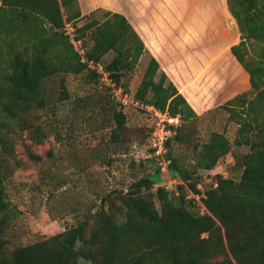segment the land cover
<instances>
[{"label": "trees", "instance_id": "trees-1", "mask_svg": "<svg viewBox=\"0 0 264 264\" xmlns=\"http://www.w3.org/2000/svg\"><path fill=\"white\" fill-rule=\"evenodd\" d=\"M227 1L241 31V40L231 46V52L251 82L248 91L221 105L229 112V120L238 124L234 141L225 132H212L208 140L195 143L189 166L170 149L167 171L158 166L154 173L134 181L127 192L114 189L99 195L98 208L74 225L15 248L9 247L6 238L14 216L6 185L13 172L9 159L16 160L17 134L30 130L35 142L45 140L44 128L33 124L30 116L52 106L53 77L63 75L57 98L65 100L70 96L66 75H80L86 83L97 84L101 73L95 66L102 64L120 85L124 75L150 54L135 100L180 116L182 125L168 145L191 143L193 129L186 124L200 116L125 14L102 8L83 14L79 0L0 1V264H80L81 260L90 264H264V47L259 59L248 58L251 41L264 44V0ZM67 24L73 26V36ZM235 37L236 28L229 29L227 22L206 37L227 64L224 70L222 65L213 67L216 60L210 64L208 74L218 82L235 69L226 53ZM109 54L113 56L107 60ZM231 85L226 80L219 95ZM110 105L117 127L108 142L117 151L127 115L116 101ZM234 145L247 147L235 155L239 178L217 174L202 193V171L213 170ZM30 156L41 159L32 152ZM106 163L111 166L112 159ZM164 172L182 180L178 195L164 186L153 191L159 183L153 176L164 177ZM188 192L202 194L206 212L196 210V199L187 198Z\"/></svg>", "mask_w": 264, "mask_h": 264}, {"label": "rangeland", "instance_id": "rangeland-1", "mask_svg": "<svg viewBox=\"0 0 264 264\" xmlns=\"http://www.w3.org/2000/svg\"><path fill=\"white\" fill-rule=\"evenodd\" d=\"M90 1L79 0L83 14L97 8L125 14L166 73L163 59L168 58L173 69L167 75L188 97L187 100L200 117L186 124L187 129H193L191 143L179 145L173 142L169 146L173 135L166 144V152L158 157L153 149L156 141L153 133L165 123L166 115L151 105L135 100V92L150 54L141 58L134 71L124 75L120 85L106 72H100V82L97 84L86 83L80 75H66L70 96L65 100L57 98L63 75L53 77L50 81L54 92L52 106L37 110L30 116L33 124L44 128L45 140L35 142L30 130L17 134L16 160L9 159L13 172L7 178L6 185L14 206V216L6 234L10 248L64 231L67 226L84 218L90 210L95 211L100 205L99 197L107 191H129V186L144 173H154L160 162L168 158L170 149L184 158L189 166L193 154L191 149L196 142L208 140L214 131L225 132L233 142L238 129V124L229 120V112L221 105L242 92L218 96L225 81H230V78H221L223 82L211 78L212 75L205 69L211 57L210 48L200 50L191 45L193 42H204L206 37L223 28L226 22L229 29L235 25V41L236 44L240 42L241 31L230 13L227 0H98L93 4ZM85 21L83 19L80 24ZM66 30L73 36L72 25L67 24ZM75 46L83 53L78 42ZM248 47V58L259 59L264 44L253 40ZM159 51L164 56H159ZM112 56L109 54L106 59ZM179 57H186V62H177ZM224 69V66L221 67V70ZM113 100L119 104L118 109H123L127 115L117 151V147L108 142L117 127L110 105ZM172 123L181 126L182 120L178 117ZM57 133L61 134L59 139ZM245 151L246 146L234 145L213 170L202 171L199 184L202 193L216 181L217 174L239 178L241 170L235 167V155ZM31 152L41 159L37 161L32 158ZM108 159H112L111 166L106 163ZM153 177L159 182L154 185L153 191L164 186L176 195L181 192L178 185L182 180L172 177L170 172H164V177L161 174ZM201 196L188 192L187 198H195L196 210L204 213L206 208L200 200ZM155 202L158 204L157 198ZM229 256L232 257L231 254ZM80 264L90 263L81 260Z\"/></svg>", "mask_w": 264, "mask_h": 264}, {"label": "crops", "instance_id": "crops-1", "mask_svg": "<svg viewBox=\"0 0 264 264\" xmlns=\"http://www.w3.org/2000/svg\"><path fill=\"white\" fill-rule=\"evenodd\" d=\"M231 13V12H230ZM232 14V13H231ZM230 21V19H229ZM235 27V25H234ZM236 28V27H235ZM237 38V29H236V37L235 39ZM234 39V41H235ZM204 42H200L199 44H197V42H193V41H190V42H193L191 43V45L193 46H196L197 49H200V50H204L206 49L207 47L210 48V61L208 62L207 66H205L204 68L206 70H210V64H212L213 60H216L215 64L213 65V67L218 64V65H222L224 66V64L226 63L225 61H221V55L222 53H220L217 49H216V44H211L209 41L207 40H203ZM230 42L232 44H236V41L234 42ZM188 42V41H187ZM206 47V48H205ZM228 49L226 50V53L229 54L230 58H231V63L234 65L235 69L233 68V70L231 69L229 72H230V75H229V78H230V81L229 83H232V85L227 89V93H223V94H220L219 96H230L234 93H237V92H243V91H248L250 88H251V82H250V74L248 73V71L240 64V62L235 58V56L232 54L231 52V47L230 45H228L227 47ZM217 50V51H216ZM219 52V53H218ZM159 56H164L163 55V52H160L159 51ZM181 57L178 58L177 62H186V57H184L183 59H180ZM163 64H164V69L167 71V73L169 74V72L173 69L172 66L170 65V62H168V58L167 59H163ZM188 64V63H187ZM191 64V63H190ZM227 65V64H225ZM191 66V65H190ZM194 64L190 67L193 68ZM221 66V67H222ZM212 67V68H213ZM209 72V71H208ZM229 93V94H228ZM184 94V93H183ZM185 95V94H184ZM186 96V95H185ZM188 98V97H187ZM190 100V99H189Z\"/></svg>", "mask_w": 264, "mask_h": 264}, {"label": "built area", "instance_id": "built-area-1", "mask_svg": "<svg viewBox=\"0 0 264 264\" xmlns=\"http://www.w3.org/2000/svg\"><path fill=\"white\" fill-rule=\"evenodd\" d=\"M74 43H76L74 41ZM95 66V65H94ZM95 67H97L98 71L99 72H104L103 70V66L102 64H98L96 65ZM125 103H127L126 99L124 100ZM154 109H157L156 107H154L153 105H151ZM158 110V109H157ZM162 112V111H160ZM163 114L166 115V119H165V123H163V125H159L160 128H157L155 130V132L153 133V135L155 136V142L153 143V149H154V152L155 154H158L157 156L159 157V155L163 154L166 152V142L167 140L172 137L173 135L176 134L177 132V129L179 127V124L177 123H172L173 120H175V118L177 119L178 117H180L179 115L178 116H171L169 115L168 112H162ZM173 125L172 127H169ZM159 131V132H158ZM160 166H161V169L163 171H167L168 170V163H169V160H163L162 162H160Z\"/></svg>", "mask_w": 264, "mask_h": 264}]
</instances>
